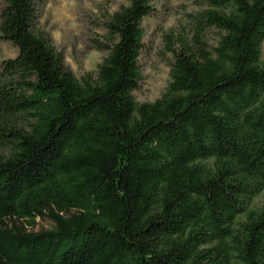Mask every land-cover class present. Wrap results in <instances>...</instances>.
Listing matches in <instances>:
<instances>
[{
  "label": "trees",
  "instance_id": "16d2710c",
  "mask_svg": "<svg viewBox=\"0 0 264 264\" xmlns=\"http://www.w3.org/2000/svg\"><path fill=\"white\" fill-rule=\"evenodd\" d=\"M192 1L165 91L137 103L152 0L106 14L79 79L38 0H0V264H264V0Z\"/></svg>",
  "mask_w": 264,
  "mask_h": 264
},
{
  "label": "rangeland",
  "instance_id": "374dc122",
  "mask_svg": "<svg viewBox=\"0 0 264 264\" xmlns=\"http://www.w3.org/2000/svg\"><path fill=\"white\" fill-rule=\"evenodd\" d=\"M123 5V0H38L35 30L63 56L65 67L79 79L95 73L97 64L105 56L94 48L104 34V17ZM152 6L153 15L142 23L141 79L138 90L133 93L137 103H152L161 97L169 82L171 54L167 39L171 37L175 43L180 35L190 38L192 16L200 10L192 0H152ZM1 8L0 2V11ZM215 40V32H210L208 44L213 45ZM15 55L12 45L0 39V64ZM263 203L264 194L255 200L258 206ZM50 227L49 222L37 220L36 230Z\"/></svg>",
  "mask_w": 264,
  "mask_h": 264
}]
</instances>
